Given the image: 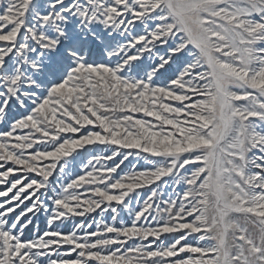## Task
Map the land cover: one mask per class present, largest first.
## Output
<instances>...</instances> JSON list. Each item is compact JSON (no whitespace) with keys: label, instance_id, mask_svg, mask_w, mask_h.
<instances>
[{"label":"snow or ice","instance_id":"6c2138e0","mask_svg":"<svg viewBox=\"0 0 264 264\" xmlns=\"http://www.w3.org/2000/svg\"><path fill=\"white\" fill-rule=\"evenodd\" d=\"M0 264H264V0H0Z\"/></svg>","mask_w":264,"mask_h":264}]
</instances>
